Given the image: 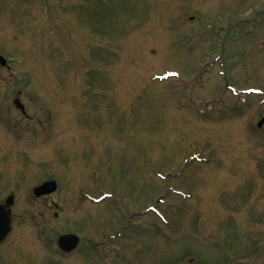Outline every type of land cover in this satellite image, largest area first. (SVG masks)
Returning <instances> with one entry per match:
<instances>
[{
    "label": "rangeland",
    "instance_id": "obj_1",
    "mask_svg": "<svg viewBox=\"0 0 264 264\" xmlns=\"http://www.w3.org/2000/svg\"><path fill=\"white\" fill-rule=\"evenodd\" d=\"M0 54V264H264V0H0Z\"/></svg>",
    "mask_w": 264,
    "mask_h": 264
},
{
    "label": "water",
    "instance_id": "obj_2",
    "mask_svg": "<svg viewBox=\"0 0 264 264\" xmlns=\"http://www.w3.org/2000/svg\"><path fill=\"white\" fill-rule=\"evenodd\" d=\"M0 63L6 64L7 60L0 55ZM20 105L19 100H16ZM264 118L259 122L262 125ZM57 188L56 181H47L35 188L34 192L37 196L46 193H51ZM14 204V195H10L4 203H0V243L3 242L10 234L12 229V205ZM80 242V237L74 233L62 234L59 236L58 244L64 251H71L75 249Z\"/></svg>",
    "mask_w": 264,
    "mask_h": 264
},
{
    "label": "flooded vegetation",
    "instance_id": "obj_3",
    "mask_svg": "<svg viewBox=\"0 0 264 264\" xmlns=\"http://www.w3.org/2000/svg\"><path fill=\"white\" fill-rule=\"evenodd\" d=\"M25 113H26V112H25ZM3 200H4V199H0V201H3ZM55 205H58V204H55ZM11 236H12V234H10L9 238H8L6 241H8V240L11 238ZM6 241H5V242H6ZM5 242H4V243H5ZM2 244H3V243H2ZM2 244H0V245H2ZM233 251H235V250H232V251H230V252H227V254H228V255H232V254L234 253Z\"/></svg>",
    "mask_w": 264,
    "mask_h": 264
}]
</instances>
